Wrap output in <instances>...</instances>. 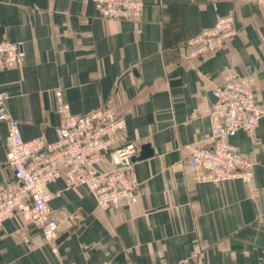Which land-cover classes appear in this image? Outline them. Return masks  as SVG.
I'll use <instances>...</instances> for the list:
<instances>
[{"label": "crops", "instance_id": "1", "mask_svg": "<svg viewBox=\"0 0 264 264\" xmlns=\"http://www.w3.org/2000/svg\"><path fill=\"white\" fill-rule=\"evenodd\" d=\"M135 20L105 19L90 0H0V37L20 43L24 61L0 70V91L23 139H55V90L70 112L110 106L126 120L118 143H148L135 161L138 196L101 209L85 186L48 185L55 246L14 215L0 227V264H264V116L236 148L254 161L250 181H201L188 145L207 141L213 89L240 78L264 110V12L247 0H143ZM236 33L193 59L184 44L215 16ZM7 124L0 121V182ZM103 168L109 163L104 161ZM87 220V222H85Z\"/></svg>", "mask_w": 264, "mask_h": 264}, {"label": "built area", "instance_id": "2", "mask_svg": "<svg viewBox=\"0 0 264 264\" xmlns=\"http://www.w3.org/2000/svg\"><path fill=\"white\" fill-rule=\"evenodd\" d=\"M96 14L105 19L135 20L144 6L143 0H90ZM264 12V0H247ZM236 33L232 14L215 16L211 27L185 41V58L193 59L216 49ZM24 55L20 43L0 37V70L22 65ZM208 113L210 134L207 141L188 145L192 166L201 181L219 182L226 179L250 181L254 161L230 142L242 130L253 134L264 116L256 103L251 87L240 78H227L217 85ZM58 123L55 139L43 135L23 139L19 122L6 107L8 95L0 91V121L7 124L5 164L12 177L0 182V227L14 215L31 221L40 230L42 239L52 245L59 223L52 215L50 200L58 191L48 185L63 179L65 187L85 186L101 209L119 210L133 203L138 196V181L132 157L139 151L132 142L118 143L126 130V120L110 106H101L84 114L70 112L61 90L53 93ZM109 163L103 168L102 163Z\"/></svg>", "mask_w": 264, "mask_h": 264}, {"label": "water", "instance_id": "3", "mask_svg": "<svg viewBox=\"0 0 264 264\" xmlns=\"http://www.w3.org/2000/svg\"><path fill=\"white\" fill-rule=\"evenodd\" d=\"M151 153H152V150L150 149L148 143H144L140 146V150L138 151V153L134 155L131 159L132 161L135 162L137 160L150 156ZM85 222H87V220ZM66 234L67 233H59V236L57 237L55 242L56 243L60 242L66 236Z\"/></svg>", "mask_w": 264, "mask_h": 264}]
</instances>
